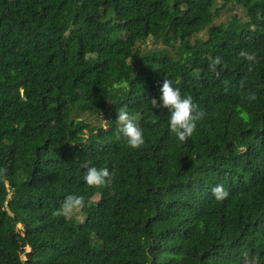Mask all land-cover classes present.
Returning a JSON list of instances; mask_svg holds the SVG:
<instances>
[{"label":"trees","instance_id":"1","mask_svg":"<svg viewBox=\"0 0 264 264\" xmlns=\"http://www.w3.org/2000/svg\"><path fill=\"white\" fill-rule=\"evenodd\" d=\"M229 1L0 0V264H264V0ZM163 79L203 112L184 141Z\"/></svg>","mask_w":264,"mask_h":264},{"label":"clouds","instance_id":"2","mask_svg":"<svg viewBox=\"0 0 264 264\" xmlns=\"http://www.w3.org/2000/svg\"><path fill=\"white\" fill-rule=\"evenodd\" d=\"M241 55L248 61H254L255 59L252 53L242 51ZM249 99H255L254 94L250 95ZM150 100L154 108L163 107L168 110L169 130L179 141H184L191 136L196 121L203 116V112L197 110L192 98L187 95L181 96L179 89L173 87L167 79H163L159 87V104L154 98ZM115 119L118 122L120 134L130 148L135 149L143 144L142 129L125 108L121 107L119 109ZM83 167L85 169L83 180L88 185H98L108 175L107 169H98L95 166H89L87 163ZM211 193L218 201L228 196L227 189L220 184L213 186ZM80 204L81 199L79 196L67 195L62 202V211L68 214Z\"/></svg>","mask_w":264,"mask_h":264},{"label":"rangeland","instance_id":"3","mask_svg":"<svg viewBox=\"0 0 264 264\" xmlns=\"http://www.w3.org/2000/svg\"><path fill=\"white\" fill-rule=\"evenodd\" d=\"M229 2H232L233 4L231 6H233V10H226L225 8L222 9L219 13V16L214 20L215 23H218L220 21H226L229 17H230V14L232 12H235L236 15H239L240 16V20H244V14L241 13V9L240 7H238L236 4H235V1L234 0H230ZM227 2V3H229ZM230 4V3H229ZM228 4V5H229ZM201 36H205L204 33H201L199 35V37L201 38ZM148 44L150 46H159V47H162V45L160 43H152L151 41L148 42ZM89 122L91 125H104L105 124V119L101 116H99L98 118H95V117H91L89 118ZM98 198V195H94L92 197V200L93 199H97ZM69 215H74L76 217V219H78L79 221H83L84 220V215L81 213L80 209L79 208H74L70 213L67 214V216Z\"/></svg>","mask_w":264,"mask_h":264}]
</instances>
